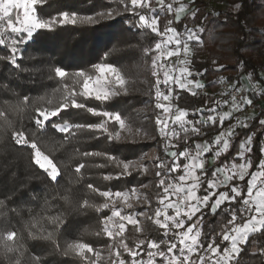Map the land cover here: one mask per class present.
Wrapping results in <instances>:
<instances>
[{
    "label": "trees",
    "instance_id": "16d2710c",
    "mask_svg": "<svg viewBox=\"0 0 264 264\" xmlns=\"http://www.w3.org/2000/svg\"><path fill=\"white\" fill-rule=\"evenodd\" d=\"M170 1L165 0V4ZM184 1L173 2V7L185 4ZM222 1L227 2V9L215 13L208 0H191L188 4L193 7L192 11L182 17L179 23L174 22L180 31L184 30V25L197 30L199 40L193 46L191 67L194 75L196 70L202 73L195 78L202 80L210 89V94L205 95H193L187 90L177 89V108L186 110V119L193 122L207 117L209 108H215V113L220 111L215 92L222 80L236 81L241 86V78L249 77L264 90V0ZM149 2L151 8H159L157 0ZM37 7L38 16L44 19L58 17L62 12L75 13L78 18L94 16L110 9L117 10L119 14L111 20L98 18L95 24L84 23L79 19L75 25L56 24L52 30H38L33 34L34 39H27L24 34L26 43L17 46L15 64L9 59L10 40L0 45V113H3L0 115V237H5L8 231H15V240L8 243L18 249L5 253L0 244V264H17V257H20L19 264H90L91 255L87 254V259H82L75 254L65 255V250L68 244L76 241L88 243L94 248L106 245V240L99 233L101 215L96 207L101 198L88 188V184L94 188H108L110 183L104 179L105 175L117 174L120 169L105 155L86 156L84 153H104L118 160L130 161L138 158L150 144L137 141L128 144L120 138L110 140L108 135L87 127L72 128L67 133H61L51 125L37 129L36 109L51 108L60 103L66 94L65 85L69 89L75 86L79 90L71 77H56L57 67L70 74L81 70L93 73L95 64L109 63L124 77L149 78L150 88L137 95L121 96L107 102L89 98L87 106L119 113L130 130L140 127L145 133H158L156 118L160 115L159 110L144 121L136 112L138 106L155 96L151 56L146 55L144 49L154 47L156 38L149 29L127 28L126 24L132 18L123 10L124 5L120 0H46ZM139 11L153 14L149 9ZM193 11L195 16L192 15ZM159 17L161 30L168 19L174 20L173 13L166 11L161 12ZM136 19L138 17L133 16V20ZM144 62L147 64L146 69L143 67ZM252 94L249 93L253 101L262 98H255ZM220 98L225 100V112L230 111L227 97ZM78 100H83V97H78ZM200 110H203V116ZM63 116L73 125L98 123L101 119L86 109H69ZM218 117L216 124L198 125L201 134H188L187 142L182 139L184 135H180L179 140H169V152L183 151L186 147L194 150L196 143H203L205 139L213 141L220 131L232 126L237 120L231 114L221 126ZM262 119L264 110L257 112L249 126L237 128L228 151L215 159L213 165L207 164L205 168L211 171L225 161L230 166L240 142L251 136L252 151L246 156L250 155L253 162L249 172L255 171V166L262 158L260 149L264 147V127L259 123ZM119 129L118 124L109 122V131L113 134ZM16 131H24L27 136L38 141L41 151L60 170L57 180H52L33 162L30 147L16 143L13 138ZM177 131L182 132L179 128ZM210 158H214L213 154L207 153L205 159ZM167 163H172L171 156ZM81 164L84 167L77 173L76 168ZM161 172L163 176V170ZM182 173V169L173 173L175 180ZM249 178L246 177L245 182H237L244 186ZM159 180L154 182L153 199L162 194V189L157 187ZM146 181L147 178L137 173L116 182V186L130 187ZM84 201L88 202V206H84ZM229 218L224 213L213 216L205 212L200 225L205 246L212 237H216L222 245L227 243L222 241L221 229ZM124 237L130 247H134L140 239H161L159 230L151 222L145 238L139 237L131 226ZM242 247L244 250L240 253V264H264V234H252ZM142 248V255L138 259L143 260L147 243ZM120 251L123 259H130L123 249ZM199 254L205 253L201 251Z\"/></svg>",
    "mask_w": 264,
    "mask_h": 264
},
{
    "label": "snow or ice",
    "instance_id": "6c2138e0",
    "mask_svg": "<svg viewBox=\"0 0 264 264\" xmlns=\"http://www.w3.org/2000/svg\"><path fill=\"white\" fill-rule=\"evenodd\" d=\"M45 2L46 0H0V45H5L10 40L11 56L9 59L13 64L16 63L17 46L26 43L24 34H26L27 39H34L33 34L37 30H52L56 24L75 25L78 19L89 24L95 22L93 16L78 18L75 13L69 14L68 12H62L58 17L53 16L49 19L41 18L38 16L37 6L43 5ZM120 2L124 5L123 10L125 12H131L134 17H138L133 21V27L149 29L151 33L155 34L154 47L145 48L144 51L146 55L150 54L151 56V75L155 77L153 87L157 99L156 107L162 109L164 114L157 115L156 118V125L159 127L161 136L164 139L179 140L181 139L180 133L177 131L179 128L185 134L182 139L187 142L189 125L191 132L199 136L201 127L198 125L216 124L217 117L207 115L206 119H198L193 122L186 119L188 116L186 110L177 108L173 113L171 107V101L174 99L173 85L180 89L188 88L190 90L204 87L195 78L196 75H202V73L196 70L194 75V70L191 67L193 46L199 40L197 30L184 25V30L181 32L171 19L167 20V24L161 30L159 13L156 12L155 8H151L149 0H130V3L128 0H120ZM157 4L160 6L161 12H175L176 23L181 21V15L187 8L186 5L181 4L174 9L173 4H165V0H157ZM143 9H149L154 14L149 16L145 12L139 11ZM97 15L99 17L111 16L112 12L108 11ZM192 15L195 16L194 11ZM9 33L10 35H7ZM172 58H175V63L172 62ZM93 68V73L81 70L72 74L60 67L55 69L56 77L61 79L71 77L75 85L79 86V90L75 86L69 89L65 85L66 94L60 103L51 108L38 107L35 117L37 129H44L47 125H51L59 132L67 133L72 128L87 127L102 134L107 133L110 140L120 138L119 132L113 134L109 131V121L118 124L123 129L125 122L121 115L105 109L89 107L86 101L93 98L96 101L107 102L124 88L125 80L120 71L109 63H98ZM161 86L166 91L162 90ZM192 94L195 95V91ZM78 97H83V100H78ZM252 103L251 99L242 97L238 101L237 97L233 96L231 100L232 109L218 117L220 125L223 126L224 121L231 116L232 111H239L242 105H251ZM69 109H86L93 116L101 118L100 122L87 125L70 124L63 116V113ZM200 111L203 116V110ZM215 111V108L208 109L209 113ZM170 122L175 127H170ZM259 123L264 127V120H260ZM241 126L247 127L243 123ZM234 135V127L229 126L227 131H220L213 141L209 142L205 139L203 143H196L194 150L186 147L183 151L170 152L172 157L170 165H165L163 161L157 165L158 169L164 170V175L162 177V172L159 170L155 173L157 177H162L157 185V187L162 188V194H158V206L154 210L155 219L153 222L158 226V229L163 231V236L168 237L167 240L163 238L159 241L140 239L134 247H130L124 237L126 225L131 224L137 232H140L142 231L139 227L140 221L136 215L131 213L122 215L123 209L116 205L117 201H121L127 208L131 209L133 205L128 201L132 197L139 199L137 189L101 192L92 184H88L90 190L99 192L105 198L104 204L96 206L97 210L108 207L112 209L111 216L106 217L103 223L105 225L104 233L116 242L117 251L115 255L118 258L116 264H145L144 260L138 259L142 255V246L145 243H147L148 249L146 253L147 264H156L155 258L157 256L162 258L161 264H195L192 260L194 253L197 254L200 264H240V253L244 250L242 245L247 244L252 234H264V147L260 149L262 158L255 166L256 170L251 172L249 169L253 168L252 157L246 156V153L252 151L251 136L240 142L236 157L233 158L230 166L225 161L223 165L209 171L205 168L206 161L204 159L206 153H212L214 160L221 157L222 153L227 152L231 147L230 140ZM13 138L18 145L30 147L33 153V162L52 180H57L60 170L53 160L41 151L36 139L27 136L24 131L14 132ZM171 146L175 147V145ZM84 155H105L120 169L116 179L124 175H131L130 168L134 167L131 162L118 160L104 153H84ZM237 159L242 162L237 163ZM184 161L188 162L185 163ZM83 167L84 165L81 164L76 168V172L80 173ZM136 167L147 171L143 165ZM181 169L183 174L176 178L179 183L170 181V175L180 172ZM209 176L211 178H208ZM246 177L250 178L242 186L239 182H245ZM112 178L111 175L104 177L106 180ZM201 190L202 193L198 195L197 192ZM174 196L176 197L175 200H173ZM84 206H88L87 201H84ZM169 210H171V214ZM205 212L213 216L224 213L230 217L221 229L222 241L227 243L222 245L216 237H212L205 246L200 230ZM142 214L138 213L137 215ZM114 218H119L118 230L116 231L109 226ZM149 219L152 217L150 216ZM204 235L206 237V234ZM16 236L15 231H8L5 237H0V244H2L5 253L18 251L8 243V241H14ZM120 249L127 253L130 257L129 260L121 258ZM201 251L205 254L200 255ZM93 252L94 249L90 244L76 241L68 244L65 255L75 254L82 259H87L85 254ZM96 255L99 254L96 253ZM19 260L20 257H17V264H19ZM90 264H94V262L90 261Z\"/></svg>",
    "mask_w": 264,
    "mask_h": 264
},
{
    "label": "rangeland",
    "instance_id": "374dc122",
    "mask_svg": "<svg viewBox=\"0 0 264 264\" xmlns=\"http://www.w3.org/2000/svg\"><path fill=\"white\" fill-rule=\"evenodd\" d=\"M182 0H171L170 3H173V2H180ZM189 1L191 0H185V4L187 6L186 8V11L187 12L188 10L190 11L191 9H189ZM210 2V6L211 8H214L215 6H219V8L221 7H224L222 5L223 1L222 0H208ZM225 2V1H224ZM158 7L160 8V6L158 5ZM159 8H155L156 9V12L161 14V11ZM175 9V7H173ZM178 8V7H177ZM108 11H111L112 12V15L111 16H103V17H99L97 14L99 13H104V12H108ZM97 13L96 15H94L93 17L95 18V22L93 24L96 23L97 19L100 18V19H107V20H111V19H115V17L117 16V14H119V12L115 9H110V10H104V11H101ZM128 14L131 15V20H133V16H132V13L131 12H128ZM154 14V13H153ZM153 14H150L149 16L153 15ZM184 14V13H183ZM173 15H174V20L173 22H175V12H173ZM127 25V24H126ZM127 28H133V23L130 27H128L127 25ZM38 31V30H37ZM35 34V33H34ZM143 67L146 69L147 68V64L144 62L143 63ZM263 69H264V66L262 68V72H263ZM235 73V71L233 72ZM264 73V72H263ZM122 76V75H121ZM123 79L125 80V84H124V88L121 89L119 91V94L117 96H112L110 99H117V98H120L121 96H125V97H128V96H133V95H137V94H140L142 92H136L139 84H140V81H144L145 83H147L148 85V88H145V90H148L150 88V79L147 78V77H140V78H127V77H124L122 76ZM163 78L162 74H161V79ZM243 83L242 85L246 88V90L249 92V93H253L255 94L254 92H260V95H262L263 97V87L261 85H256V83L251 80L249 77H244L243 76ZM241 85V86H242ZM143 90V91H145ZM162 90H165L163 87H162ZM252 94V95H253ZM217 102L219 103V107L218 109L220 111H217L216 114L217 115H220L222 113H225V108H223V104L225 102V100L220 97H217L215 96ZM249 99H251L253 101V98L249 95ZM146 101H144L140 106H138L136 108V112H137V115L139 116V118L141 120H145L147 119V117H144L145 116V113L142 111L141 109V106L145 104ZM160 111V115H164L163 114V111L162 109H157ZM221 112V113H219ZM257 114V112L255 113H245V115L243 116V118L241 120H236V122L232 125L235 129V132H236V129L237 128H242L241 126V123L243 124H246L247 126H249L250 122H251V119ZM122 118V117H121ZM122 120L125 122V127L123 129H119V133H120V139L125 142V143H132L134 141H137L139 143H142L143 140H149V136L150 134L149 133H145L140 127H137V128H134L133 130H130L128 128V125L126 124V120L124 118H122ZM263 120V119H262ZM239 121V122H238ZM111 122V121H109ZM229 128V127H228ZM225 129L224 131H227L228 130ZM98 132V131H96ZM100 133V132H99ZM101 134V133H100ZM104 135H107V133H103ZM153 134V133H151ZM128 138H130V141L128 140ZM232 141V138L230 140V143ZM143 144V143H142ZM139 158V157H138ZM138 158H135V159H132L130 161H126V162H131L132 165L134 167L130 168V172H131V175H134V174H137V173H140L142 174L145 178H147V181L141 185H134V186H121L120 188L116 186V182H119L120 180H123L125 177H128L129 175H124V176H121L119 179H116V175L118 174H107L105 176H108V175H111L113 178L110 179V180H107L108 183H110V186L108 188H98L101 192L102 191H107V190H111L113 192L115 191H128L132 188H136L137 189V195L139 196V199H137L136 197H132L128 202L131 203L133 205V207L131 209L127 208L126 205L123 204V202L121 201H117V207H120L123 209L122 211V215L123 214H128V213H131L133 215H136L137 216V219H139L140 221V224H139V227L142 229V231L140 232H137L135 230V227L131 224H127L126 225V231L125 233L127 232V229L131 226L133 227L134 231L136 232V234L139 236V237H142V238H145L146 235H147V231H148V226H149V223L151 222L154 226L157 227L158 229V226L154 224L153 220L155 219V216H154V210L155 208L158 206V197H156V199H153V189H154V182L158 179H161L162 177H157L155 175V173L159 170H163V169H158L157 168V165L155 166H151L150 164H143L144 168L147 169V171H144L143 169H140L136 166H139L137 164V161H138ZM206 163H205V166L207 164H210L213 165L214 163V158L213 159H205ZM242 162V161H240ZM165 165H170V163H164ZM250 171V169H249ZM183 174V173H182ZM230 174V173H228ZM163 175H164V170H163ZM180 174L177 175V177L179 176ZM221 179H222V176H221ZM106 180V179H105ZM177 183H179L178 180H176ZM162 189V188H161ZM95 193L101 198V202L99 205H102L105 203V198L102 197L99 192H96ZM202 192L201 191H198L197 194L200 195ZM173 200H175V198L173 197ZM151 209V210H150ZM99 214L101 215V218H100V223H99V226H100V230H99V233L101 235V237H103L105 240H106V245L104 246H98L97 248H94V252L93 253H86L85 256L87 254L91 255V262H94V264H116L118 258L116 257L115 253L117 251V247H116V242L109 238L105 233H104V219L108 216H111V213H112V209L111 207H108V208H102L100 210H98ZM170 214H171V210H169ZM138 213H143L142 215H137ZM152 217V219H149V217ZM118 223H119V218H114V220L112 221V223L109 225L114 231L118 230ZM159 230V234H160V238H163L164 240H167L168 237L166 236H163V231L158 229ZM201 230V228H200ZM124 233V234H125ZM163 247V246H162ZM148 249L146 250V253H147ZM96 253H98L99 255L97 256ZM145 253L146 257L143 259L145 261V264H147V261H148V257H147V254ZM210 255V254H209ZM122 258V257H121ZM156 264H161V261H162V258L157 256L156 258ZM192 260L195 262V264H200V261L198 259V256L196 253H194L192 255Z\"/></svg>",
    "mask_w": 264,
    "mask_h": 264
},
{
    "label": "built area",
    "instance_id": "2783aa9c",
    "mask_svg": "<svg viewBox=\"0 0 264 264\" xmlns=\"http://www.w3.org/2000/svg\"><path fill=\"white\" fill-rule=\"evenodd\" d=\"M134 20H130L127 22L128 27L132 25ZM183 32V31H181ZM172 62L175 63V58H172ZM264 72V69H263ZM178 74V73H176ZM191 79V78H190ZM204 87L203 88H197V89H184L187 90L188 92L192 93L195 91L196 94H210V89L205 85V83L202 80H199ZM145 88H148L147 83L144 81H140V84L136 90V92H141V90H145ZM174 92L173 96L174 99L171 101V107H172V112L175 113L177 109V94L176 91L179 88L178 86L173 85ZM255 98H260L262 95H260V92H254ZM117 96V95H115ZM215 96L221 97V96H226L227 100L230 104V110L232 109L231 105V100L233 96H236L238 101L243 97L249 99V92L246 90L244 86L237 85L236 81H228V80H222L217 88V91L215 92ZM156 97L151 96L149 97L145 104L141 106L142 111L145 113L144 117H147L149 115H152L156 112L157 107H156ZM168 103V102H165ZM264 110V97L260 98L257 101H253L251 105H242L241 109L239 111H232L233 116L237 120H241L245 113H255L259 111ZM209 115H214L217 117V114L215 112L210 113ZM201 119H206V117H202ZM174 125H171L170 122V127H173ZM180 135H185L183 132H179ZM192 134L191 132V126L189 127V133ZM149 140H143V144H150V146L142 153L139 155L137 164L138 165H143V164H150L151 166H155L160 164L162 161L163 163H167L169 155V150H168V144H169V139H164L161 136L160 131L158 133L150 134ZM130 141V138H128ZM207 154V153H206ZM206 154L204 158L206 157ZM170 181H174L177 183L175 180V177L173 174L170 175L169 177ZM167 182V181H166ZM176 199V197L174 196Z\"/></svg>",
    "mask_w": 264,
    "mask_h": 264
},
{
    "label": "crops",
    "instance_id": "0c3cea01",
    "mask_svg": "<svg viewBox=\"0 0 264 264\" xmlns=\"http://www.w3.org/2000/svg\"><path fill=\"white\" fill-rule=\"evenodd\" d=\"M189 2H190V1H189ZM180 5H181V4H180ZM180 5H179V6H180ZM188 5H189V4H188ZM222 5L224 6V7H222V8H221V7L219 8V6H218V7L215 6V7L212 9L213 12L216 13V12H218L219 10H225V9H227V7H228L227 2H223ZM179 6H178V7H179ZM189 9H191L190 11H192L193 7L189 5ZM190 11L188 10L187 12H184V14L181 15V18L184 17V16H185L187 13H189ZM243 79H244V78L242 77V78H241L242 83H243ZM242 86H243V85H242ZM228 112H229V111H228ZM204 159H205V158H204ZM210 159H213V158H210ZM214 162H215V161H214ZM213 164H214V163H213ZM209 165H211V163H210Z\"/></svg>",
    "mask_w": 264,
    "mask_h": 264
}]
</instances>
